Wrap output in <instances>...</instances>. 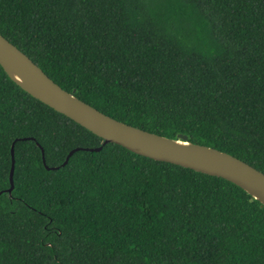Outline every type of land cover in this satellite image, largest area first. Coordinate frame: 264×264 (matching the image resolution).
<instances>
[{"label": "trees", "instance_id": "16d2710c", "mask_svg": "<svg viewBox=\"0 0 264 264\" xmlns=\"http://www.w3.org/2000/svg\"><path fill=\"white\" fill-rule=\"evenodd\" d=\"M0 35L99 112L264 174V0H0ZM0 193V264H264L245 191L103 146L1 67Z\"/></svg>", "mask_w": 264, "mask_h": 264}, {"label": "water", "instance_id": "95a60500", "mask_svg": "<svg viewBox=\"0 0 264 264\" xmlns=\"http://www.w3.org/2000/svg\"><path fill=\"white\" fill-rule=\"evenodd\" d=\"M0 67L8 78L20 89L64 115L107 144L118 145L131 153L156 162L168 163L228 181L245 191L252 199L264 206V174L238 158L211 147L191 144L187 137L179 135L178 140L159 136L119 122L79 100L74 91L69 93L53 82L29 57L0 35ZM99 148L74 149L62 164L78 151L100 152ZM42 161L46 170L44 151ZM10 187L14 189V145L11 147ZM1 194V193H0Z\"/></svg>", "mask_w": 264, "mask_h": 264}]
</instances>
